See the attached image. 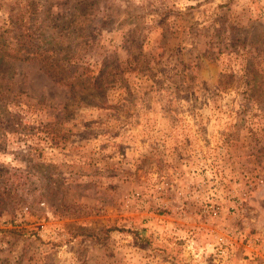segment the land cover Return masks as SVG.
Instances as JSON below:
<instances>
[{"label": "rangeland", "instance_id": "374dc122", "mask_svg": "<svg viewBox=\"0 0 264 264\" xmlns=\"http://www.w3.org/2000/svg\"><path fill=\"white\" fill-rule=\"evenodd\" d=\"M0 264H264V0H0Z\"/></svg>", "mask_w": 264, "mask_h": 264}, {"label": "trees", "instance_id": "16d2710c", "mask_svg": "<svg viewBox=\"0 0 264 264\" xmlns=\"http://www.w3.org/2000/svg\"><path fill=\"white\" fill-rule=\"evenodd\" d=\"M44 68L45 72L48 73L50 76L54 77L57 82H64L63 73L60 71L59 67H57L54 63L45 62Z\"/></svg>", "mask_w": 264, "mask_h": 264}]
</instances>
